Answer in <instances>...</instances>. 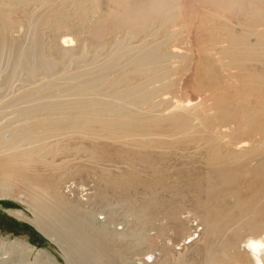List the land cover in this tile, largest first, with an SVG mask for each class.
<instances>
[{
    "label": "rangeland",
    "instance_id": "rangeland-1",
    "mask_svg": "<svg viewBox=\"0 0 264 264\" xmlns=\"http://www.w3.org/2000/svg\"><path fill=\"white\" fill-rule=\"evenodd\" d=\"M142 46L164 60L137 68L129 61ZM33 67L37 82L27 85ZM5 74L15 77L0 88L4 100L46 86L49 97L25 107L113 101L127 86L158 93L139 106L148 120L130 134L109 131L100 120L110 118L64 134L45 124L60 118L50 111L20 123V147L0 151V240H24L57 264H67L62 248L95 264L84 235L112 264L250 261L244 240L264 217V0H0ZM100 77L90 96L69 95Z\"/></svg>",
    "mask_w": 264,
    "mask_h": 264
},
{
    "label": "bare ground",
    "instance_id": "bare-ground-1",
    "mask_svg": "<svg viewBox=\"0 0 264 264\" xmlns=\"http://www.w3.org/2000/svg\"><path fill=\"white\" fill-rule=\"evenodd\" d=\"M63 42L67 43L66 40H64ZM143 48L144 46L140 47L136 53L132 54L130 61H129L131 64L135 65L137 68L142 69L147 66L156 67L160 62L164 60L163 58L165 57H159L158 54L156 53V49L154 46H150L145 49ZM63 52H64L63 55H66L68 50L65 49ZM119 61L120 60H112L111 64L117 65ZM35 76H36V69L35 67H33L29 72V78L31 80L30 79L26 80L28 82L27 85L36 84L37 81L35 80ZM14 77H15V74H5L4 76L0 75V88L3 86L5 87L8 83L11 82V80L14 79ZM88 82H89V86L84 88L83 94L72 90V93H70L69 95H81L85 97L90 96V94L94 92L95 87H98L101 83L105 82V80L102 77L89 78ZM25 86L26 84H20L16 88L14 87L13 89L21 90ZM44 88L34 90L28 94L21 91L20 93H17L15 96L13 95V97L9 99H5V100L3 99L4 94L2 95V93L0 92V120L1 119L5 120V123L3 125H0V151L7 149L8 151L11 152L9 155L10 156L13 155L17 147H20V145H17L19 141L18 136L20 135V137L24 138V132L26 130L25 126L19 125V124L25 123L26 121L30 119H34L36 117L42 116L45 112H49V111L52 112L50 114H53L54 116H60V118L52 119L48 121V123H45V124L53 125L56 131H60L64 134L68 133L70 129L80 128V130H82L84 127L87 128L88 126L87 122L91 120H96V119L100 120L101 118H110V119L100 120V122L103 125H105L108 128V130L111 132H117L120 134H130L136 130L140 131L143 129V121L148 120L147 115H149V112H147L145 116L141 117V116H137V109L139 108L140 105H143L146 102H147L146 104H149L157 96V93H158V89L153 88L150 91L149 90L145 91L142 95H139L138 94L139 90L137 86H127L123 90L114 91L112 95L113 101H108V102H101L99 100H86V99H84V101L83 100L82 101L63 100L61 102L41 101V102H34V104L39 105V106H35V105H31L28 107L24 106V104H28L33 101H38L42 97L44 98L49 97L46 94L41 95L42 90ZM37 94H40V95H37ZM169 106H172V104L168 105L167 107ZM185 108L187 107H184V109ZM140 110L142 111L143 109H140ZM72 115H74V117ZM83 115L88 116V118L85 119L83 117H79ZM168 115L173 116L172 113ZM170 118L175 119L174 117H170ZM187 126H188V123L184 121L182 124L178 126L179 132L185 131L186 130L185 127ZM6 133H8L7 134L9 136L8 138L7 137L4 138V135ZM25 137H27V135ZM22 141L24 142L26 141L29 144L32 143V141L26 140V139H22ZM237 177L240 178L239 176ZM41 208L45 216H47L48 218L52 217L55 222L65 226L66 232L68 234H71L72 232L74 233L79 232L76 228H74V226L71 223L59 217L58 214L54 212L53 206L44 205ZM13 214L19 217L20 216L19 214H21V212H13ZM33 214L35 215V218L33 217V219H30V221L31 222L35 221L33 223L37 227H40V225L38 224H40V222L42 221L41 217L39 216L37 212L36 213L34 212ZM41 223H43V221ZM246 227H250V223H246ZM256 229L259 231L257 235L255 234V235L248 236L247 239L244 240L245 247L248 248V251H246L247 252L246 254L251 256L250 261L244 255L240 257L242 261L246 262V264L247 263L248 264H264V255L262 256L260 254V248H264V217L259 219V225H257ZM41 230L43 231V229ZM43 232L45 233V231ZM74 233H72V235ZM54 236L57 238L56 240H60L56 236V233H54ZM65 236L66 235H63L62 238ZM86 236L85 235L82 236L83 239L82 238L80 239L79 237L80 244H82L84 248H86L85 251L89 250L88 252L89 255H91L90 253H92V257L90 258L95 261L94 263L95 264H112V263L104 261V254H100L98 250L99 244L96 242V240L91 239ZM64 240L61 239V242L63 244H65V242H63ZM66 242H67V239H66ZM74 243H77V241ZM59 247L62 248L61 245H59ZM62 249L64 252L63 256L67 264H78L77 262H73V259L71 256L72 253H70L69 250L67 249L65 250L64 248ZM32 255H33V259L31 258ZM40 258H44L45 261L39 262ZM110 259L111 258L109 257L107 260H110ZM87 260H89V256ZM0 264H57V262H56V259L52 255H50L49 252L43 249L36 251V249L32 245H30L28 242L24 240L4 239V240H0ZM211 264H213V262H211Z\"/></svg>",
    "mask_w": 264,
    "mask_h": 264
}]
</instances>
